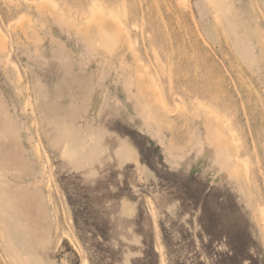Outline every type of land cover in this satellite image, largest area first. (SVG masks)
I'll return each mask as SVG.
<instances>
[{
    "label": "rangeland",
    "instance_id": "374dc122",
    "mask_svg": "<svg viewBox=\"0 0 264 264\" xmlns=\"http://www.w3.org/2000/svg\"><path fill=\"white\" fill-rule=\"evenodd\" d=\"M28 1L0 0V264H264V0H54L66 22L43 27ZM96 4L137 58L76 33ZM139 66L172 111L159 136L125 86ZM197 103L234 131L236 183L197 144Z\"/></svg>",
    "mask_w": 264,
    "mask_h": 264
},
{
    "label": "bare ground",
    "instance_id": "6f19581e",
    "mask_svg": "<svg viewBox=\"0 0 264 264\" xmlns=\"http://www.w3.org/2000/svg\"><path fill=\"white\" fill-rule=\"evenodd\" d=\"M179 1L182 2V4L186 3V0ZM212 1L214 2L215 0ZM28 2H30L36 13L43 19V24L40 25V27L46 24L49 17H52L58 25L66 22L65 14L54 0H32ZM18 21L21 34L26 38H30L35 45L40 43L41 35L36 29L37 27L32 25V20L21 17ZM64 25H66V23ZM76 33L80 35V38L87 43L92 51L100 53L103 57L113 56L117 53L120 46H125L126 49L131 51L137 58V53L133 49L134 42L131 41V37L121 20L112 13H106L100 5L96 4L92 8L90 14L84 18L83 22L78 24ZM8 43L9 38L0 26V53L6 57V61H8L9 57ZM121 63L126 62L122 60ZM138 65H140V63ZM14 69L16 79L19 81L20 77L17 73V69L15 67ZM125 86L126 89L129 90L134 88V91L130 92V90L128 92H130L132 98L134 97L136 99V105L139 107L140 115L144 118L146 123L148 122V124L154 125L156 136H159V134L165 130H172L174 127L173 120H171L172 115L170 116L172 111L165 104L161 97L162 94L160 95L161 92L159 91V87L147 68L139 66L137 70L127 73L125 77ZM175 107L177 111L182 112V114L186 116V107L184 109L182 104L177 103ZM197 109L204 115V120L200 124L203 128V134H199L200 136L197 134V144L202 150H204L203 148H206V146H212L213 150L211 151L213 152H210L214 154L215 159L218 160L220 168L227 173L229 178L234 179L236 183L238 178L245 176L247 167H241L244 161L239 156V148L237 140L234 138V131L231 129L228 122L222 120L212 109L205 107V105L201 103H197ZM194 114H191L194 119L199 117V114ZM175 144L174 148L176 146ZM38 145H34V150L36 154L39 155L40 149ZM169 145L172 147V144L169 143ZM45 170L46 167L43 166L42 174H45ZM47 188L49 190L52 189L50 176L47 177ZM150 215L153 218L155 217V212L152 209H150ZM63 237L67 239L70 245L76 248L73 239L68 234L64 233ZM0 238L2 244L6 245L2 233H0ZM76 249L80 253V250L78 248ZM9 259L13 264H18L16 256L10 254ZM83 264H88L86 258H83Z\"/></svg>",
    "mask_w": 264,
    "mask_h": 264
}]
</instances>
